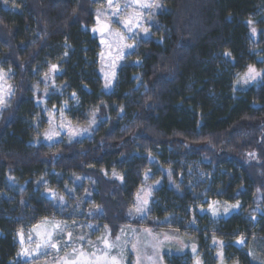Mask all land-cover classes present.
Here are the masks:
<instances>
[{"label":"trees","instance_id":"trees-1","mask_svg":"<svg viewBox=\"0 0 264 264\" xmlns=\"http://www.w3.org/2000/svg\"><path fill=\"white\" fill-rule=\"evenodd\" d=\"M157 3L109 89L97 0H0V70L13 88L0 112V264H30L21 234L57 221H97L112 238L132 225L196 246L165 264H256L264 0ZM250 66L260 75L238 86ZM51 119L86 134L46 142Z\"/></svg>","mask_w":264,"mask_h":264},{"label":"rangeland","instance_id":"rangeland-1","mask_svg":"<svg viewBox=\"0 0 264 264\" xmlns=\"http://www.w3.org/2000/svg\"><path fill=\"white\" fill-rule=\"evenodd\" d=\"M144 2L157 3L158 0H144ZM97 7V30L101 36V71L107 87L111 89L118 68L130 47V40L132 36L138 35L141 26H145L150 9L141 8L139 4L134 3V0H112L111 6L108 0H97ZM129 20L131 23H127ZM137 24L139 26H136ZM129 28L131 31L128 30ZM255 72L257 71L255 70ZM247 73L237 81L238 86L249 85L258 77L252 73L249 75L254 78H248ZM10 76L9 71L0 70V98L3 99V103L0 104V112L10 100L13 91ZM50 123L51 127L45 134L46 142L59 140L64 135L86 134V130L83 128L63 119L58 122L51 119ZM153 188L152 185L144 186L136 200L134 210L141 217L147 213V203ZM145 200L146 204L143 203ZM138 204L142 206L143 211H136ZM77 213L88 215V212L81 210ZM91 213L93 214V211ZM57 222L58 224L41 222L33 228L29 235L21 234L24 251L27 253L25 257L30 261V264H64L65 258L72 259L77 256L79 251L86 254V258H80L82 264H87V254L92 252H96V255L101 257L98 261H95V258H90L95 261V264H105L103 258L105 251H108L109 256H117L120 264H165V255H178L193 249L196 254L197 251L195 245L190 248L179 234L156 232L147 228L126 225L118 235L120 240L116 241V238H112L107 231H104L100 236L97 221ZM69 233H71V237H69ZM80 237L84 239L81 240ZM105 237L109 243H115L118 247L107 250L102 243V239ZM89 241L92 244H89ZM52 244H56L57 248H53ZM73 249L77 251L74 253ZM250 256L254 263L264 264V241L254 242L253 240L250 246Z\"/></svg>","mask_w":264,"mask_h":264},{"label":"snow or ice","instance_id":"snow-or-ice-1","mask_svg":"<svg viewBox=\"0 0 264 264\" xmlns=\"http://www.w3.org/2000/svg\"><path fill=\"white\" fill-rule=\"evenodd\" d=\"M5 2H6V0H5ZM108 2H109V5L111 6L112 5V0H108ZM134 3L139 4V6L141 8H149V9H151V8H154V7H160V5L158 3H147V2H144V0H134ZM137 15H139V13H137ZM127 23H131V21L129 20ZM248 23L252 24L253 22L251 20H249ZM136 26H139V24H137ZM128 30L131 31V28H129ZM143 31L147 34L148 29L144 28ZM255 31H256V29L253 28L252 32L255 33ZM226 55H228V53H226ZM55 67L56 66L53 65V68H55ZM252 73H254L255 76H259L260 75V73L255 72V69L250 66L246 76H248V78H254V76L249 75V74H252ZM73 95H75V94H73ZM2 103H3V99L0 98V104H2ZM49 191H52V190H49ZM52 194L55 195L54 192H52ZM60 199H63V197H61ZM143 203L146 204L147 201L145 200V201H143ZM238 206L239 205L237 204V205H234L232 207H238ZM136 211L137 212L143 211L142 206L138 204V206L136 207ZM228 211H229V209L227 207H225L224 208V212L227 213ZM213 214L214 215L216 214L215 210H214ZM68 235H69V237H71V233H69ZM49 236H50V234H49ZM80 239L83 240L84 238L80 237ZM119 240H120V237L117 236L116 237V241H119ZM88 243L92 244L91 241H89ZM102 243L105 245L107 250H111L112 248L118 247V245L115 244V243H109V241H108V239L106 237L102 239ZM51 246L53 248H57L56 244H52ZM37 247L39 248V245ZM133 248H135V245H133ZM76 251H77L76 249H73L74 253ZM97 251H99V249H97ZM193 251H195V249H193ZM25 254H27V253H25ZM121 255H122V253H121ZM80 258H86V254L83 251H79L77 256L73 257L72 259L65 258L64 264H82ZM87 258H88L87 259V264H95V261H98V260L101 259V257L96 255V252H92V253L87 254ZM90 258H95V261L93 259H90ZM103 258L105 259V264H109V262H110V264H120V260L117 258V256H109L108 255V251H105L103 253Z\"/></svg>","mask_w":264,"mask_h":264}]
</instances>
